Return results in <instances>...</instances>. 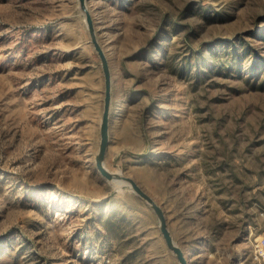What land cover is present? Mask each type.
I'll return each instance as SVG.
<instances>
[{"label":"rangeland","instance_id":"obj_1","mask_svg":"<svg viewBox=\"0 0 264 264\" xmlns=\"http://www.w3.org/2000/svg\"><path fill=\"white\" fill-rule=\"evenodd\" d=\"M89 5L107 166L163 206L190 264H264V0ZM248 43L261 58L238 70ZM104 90L79 0H0V264H180L97 168Z\"/></svg>","mask_w":264,"mask_h":264},{"label":"water","instance_id":"obj_2","mask_svg":"<svg viewBox=\"0 0 264 264\" xmlns=\"http://www.w3.org/2000/svg\"><path fill=\"white\" fill-rule=\"evenodd\" d=\"M80 9L84 13L85 23L90 34L91 42L97 51L104 73L105 90L104 106L100 123V142L96 152V165L101 174L111 181L121 182L122 185H129L133 188L137 196L148 204L156 213L159 219L161 232L166 240L168 247L174 252L180 264H190L184 248L177 242L173 236L167 221V216L163 206L135 179L133 176L111 170L106 164V153L110 140V125L113 114V74L109 57L103 46L98 30L96 28L95 18L89 5V0H79Z\"/></svg>","mask_w":264,"mask_h":264},{"label":"trees","instance_id":"obj_3","mask_svg":"<svg viewBox=\"0 0 264 264\" xmlns=\"http://www.w3.org/2000/svg\"><path fill=\"white\" fill-rule=\"evenodd\" d=\"M236 45V44H235ZM245 48L242 49L243 52H239L237 45H236V50L235 51V56L233 58V64L235 65L238 70L241 69V67L245 64L246 62V57L250 58V67L254 70L256 68L258 60H260L261 56L259 54V51L257 48H255L253 45L250 43L244 44ZM246 49V52H245ZM247 55V56H246Z\"/></svg>","mask_w":264,"mask_h":264},{"label":"bare ground","instance_id":"obj_4","mask_svg":"<svg viewBox=\"0 0 264 264\" xmlns=\"http://www.w3.org/2000/svg\"><path fill=\"white\" fill-rule=\"evenodd\" d=\"M114 171H117V170H114ZM117 172H121V171H117ZM115 182V184H117V185H122V183L121 182H118V181H114ZM188 257V256H187ZM188 259H189V257H188ZM190 260V259H189Z\"/></svg>","mask_w":264,"mask_h":264}]
</instances>
